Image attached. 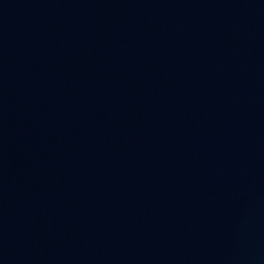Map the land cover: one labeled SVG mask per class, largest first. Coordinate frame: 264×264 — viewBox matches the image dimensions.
<instances>
[{"label":"water","instance_id":"1","mask_svg":"<svg viewBox=\"0 0 264 264\" xmlns=\"http://www.w3.org/2000/svg\"><path fill=\"white\" fill-rule=\"evenodd\" d=\"M0 264H264V0H0Z\"/></svg>","mask_w":264,"mask_h":264}]
</instances>
